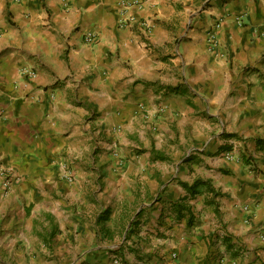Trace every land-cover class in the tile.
I'll list each match as a JSON object with an SVG mask.
<instances>
[{
  "label": "crops",
  "instance_id": "crops-1",
  "mask_svg": "<svg viewBox=\"0 0 264 264\" xmlns=\"http://www.w3.org/2000/svg\"><path fill=\"white\" fill-rule=\"evenodd\" d=\"M123 1L0 0V264H264V0Z\"/></svg>",
  "mask_w": 264,
  "mask_h": 264
},
{
  "label": "built area",
  "instance_id": "built-area-1",
  "mask_svg": "<svg viewBox=\"0 0 264 264\" xmlns=\"http://www.w3.org/2000/svg\"><path fill=\"white\" fill-rule=\"evenodd\" d=\"M140 5L141 4L139 0L123 1L120 3L119 10H118V26L120 28H125L132 23V21L134 20V17L129 16L128 14L129 9L132 6L140 7ZM238 21L239 23H241L240 19H238ZM220 25H221V21L216 22L214 26L215 30L209 34V37L207 39L209 50L213 52L219 51V53H220V49H219L220 46H219L216 30L220 27ZM142 28L145 31L149 32L151 27L147 23H142ZM84 40L87 44H93L97 40V34L95 32H90L85 36ZM22 73L28 78H35L37 76V72L33 68H30V67H26L22 69ZM162 110L163 108H161V111ZM227 155L230 156V154H227ZM63 177L67 182L69 183L73 182L75 179L73 169L70 167L65 168ZM16 179L17 177L15 176V174L12 171L4 167L3 162L0 158V182L5 186V188L8 189L13 184V182L16 181ZM246 209L248 211H251V208L249 206H247ZM115 262L117 264H121V261L118 259Z\"/></svg>",
  "mask_w": 264,
  "mask_h": 264
}]
</instances>
